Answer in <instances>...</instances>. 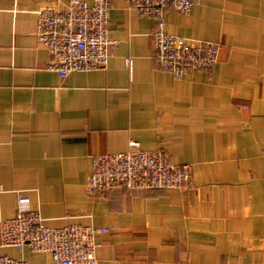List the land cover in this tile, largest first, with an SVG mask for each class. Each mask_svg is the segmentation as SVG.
<instances>
[{"label":"crops","instance_id":"crops-1","mask_svg":"<svg viewBox=\"0 0 264 264\" xmlns=\"http://www.w3.org/2000/svg\"><path fill=\"white\" fill-rule=\"evenodd\" d=\"M110 2L108 64L62 77L36 27L40 9L69 0H0V221L21 191L47 226L106 228L98 264H264V0L168 8L166 31L219 44L212 69L181 78L155 58L156 19ZM132 140L190 163L193 185L90 193L93 156ZM0 254L55 264L29 248Z\"/></svg>","mask_w":264,"mask_h":264},{"label":"built area","instance_id":"built-area-1","mask_svg":"<svg viewBox=\"0 0 264 264\" xmlns=\"http://www.w3.org/2000/svg\"><path fill=\"white\" fill-rule=\"evenodd\" d=\"M142 15L156 19L152 33L154 55L159 65L181 78L189 69H212L219 44L213 41L190 40L164 29L168 8L189 12L200 0H128ZM110 0H69L66 9L45 7L38 11L36 38L51 55L49 68L62 77L73 71L104 68L118 42L108 35ZM132 58L127 59L131 69ZM125 152L95 154L87 179L90 193L113 187L132 189H184L193 185L190 163L177 164L164 149L145 150L132 140ZM31 199L17 192V211L0 221V243L20 251L51 255L55 264H98V235L107 229L80 223L62 227L47 226ZM0 264H30L27 260L0 254Z\"/></svg>","mask_w":264,"mask_h":264}]
</instances>
